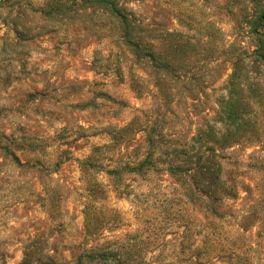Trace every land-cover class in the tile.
I'll list each match as a JSON object with an SVG mask.
<instances>
[{
  "label": "rangeland",
  "instance_id": "1",
  "mask_svg": "<svg viewBox=\"0 0 264 264\" xmlns=\"http://www.w3.org/2000/svg\"><path fill=\"white\" fill-rule=\"evenodd\" d=\"M90 250L264 264V0H0V264Z\"/></svg>",
  "mask_w": 264,
  "mask_h": 264
},
{
  "label": "trees",
  "instance_id": "2",
  "mask_svg": "<svg viewBox=\"0 0 264 264\" xmlns=\"http://www.w3.org/2000/svg\"><path fill=\"white\" fill-rule=\"evenodd\" d=\"M120 18L122 19V17ZM122 23L125 25V19L122 20ZM135 56L137 57V54ZM148 58L152 62L154 61V58L152 56L149 55ZM150 140H148V143H151ZM192 142L200 143V148H198L197 150L198 151L197 156L190 157L188 153V148L177 151L183 157H188V160L187 161L185 160L186 162H184L186 163L185 164L186 167L171 166L169 168V171L171 174L183 176L185 182L190 183V186L193 188V192L195 194L200 193V191L197 190L198 189L197 187L202 183V181H205L207 186L210 189H212L211 191L214 192L213 187L215 186V184H217L219 180L220 168L214 159L216 154L213 144L219 145V143H224V142L221 140L217 142L216 137L211 130L200 131L195 137H193ZM189 148L192 149L193 147H189ZM149 157H151V154L147 153L143 161L137 162L135 166H131V164H127L126 166L123 167V169L125 171H128L129 173H140L145 166H148L147 170H150L153 168V166L152 164H150L151 162L149 161ZM195 157H196L195 163L190 162L191 159ZM203 164H207V167L204 166ZM116 172L117 171L114 170L111 173H116ZM204 196L207 199L211 200L213 194L207 193L204 194ZM122 256H124L123 253L111 252L109 250L108 251L105 250L103 252L90 250V251H85L82 255H80L74 264H87V262L91 263L95 261L96 258H99V260L109 259L113 261L115 264H123L121 260L125 261V259H123Z\"/></svg>",
  "mask_w": 264,
  "mask_h": 264
}]
</instances>
